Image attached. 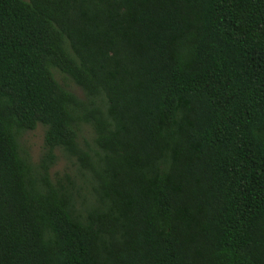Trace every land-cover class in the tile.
Instances as JSON below:
<instances>
[{
  "label": "trees",
  "instance_id": "obj_1",
  "mask_svg": "<svg viewBox=\"0 0 264 264\" xmlns=\"http://www.w3.org/2000/svg\"><path fill=\"white\" fill-rule=\"evenodd\" d=\"M0 264H264V0H0Z\"/></svg>",
  "mask_w": 264,
  "mask_h": 264
},
{
  "label": "rangeland",
  "instance_id": "obj_2",
  "mask_svg": "<svg viewBox=\"0 0 264 264\" xmlns=\"http://www.w3.org/2000/svg\"><path fill=\"white\" fill-rule=\"evenodd\" d=\"M55 80L62 85L66 90L74 94L78 99L84 100L83 92L72 83L68 78L54 73ZM43 134L44 128L40 125L35 130L25 132L19 138V147L21 153L25 154L33 166H37L42 157L43 147ZM92 138L91 129L88 126H81L79 131V141L83 145L85 142L90 143ZM55 159L48 171L49 179L52 181L62 180L66 183L65 179L70 178L76 186H78L82 193L86 194V180L83 172L80 170L78 164L71 157L56 150L54 152Z\"/></svg>",
  "mask_w": 264,
  "mask_h": 264
}]
</instances>
